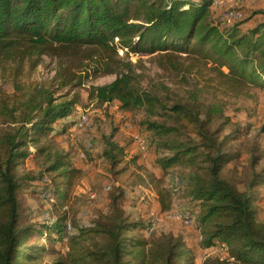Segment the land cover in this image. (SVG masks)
Returning a JSON list of instances; mask_svg holds the SVG:
<instances>
[{"label": "trees", "instance_id": "1", "mask_svg": "<svg viewBox=\"0 0 264 264\" xmlns=\"http://www.w3.org/2000/svg\"><path fill=\"white\" fill-rule=\"evenodd\" d=\"M213 3L0 0V81L12 87L0 82V264H264L258 196L264 187V166L259 167L264 153L258 144L249 150L242 172L230 168L241 152L231 149V133L225 129L232 122L220 104L204 105L195 96L167 106L141 88L132 61L117 58L121 50L160 55L180 71H201L199 61L210 62L219 68L226 88L241 90L249 83L264 89V21L251 26L249 19L225 23L214 17ZM44 56L57 58L55 77L31 80ZM192 56L196 60L187 64ZM117 61L124 62L117 78L91 86L90 98L106 108L118 102L123 110L144 108L151 116L163 112L164 121L142 122L156 138L155 165L163 171L162 177L149 173L160 211H171L174 205L164 175L179 165L192 169L186 208L196 214L199 247L221 246L223 256H208L200 263L185 236L170 231L147 235L150 220L128 214L121 184L97 219L83 224L68 220L66 209L86 172L71 151L55 142L56 125L75 115L80 101L76 88L92 73H112ZM250 130L239 128L236 137ZM260 130L264 133V124ZM102 146L115 180L123 183V177L137 174L140 154L129 158L128 145L116 141L115 134L106 136ZM28 159L35 161L37 172L20 171ZM234 173L240 174L243 187L233 181ZM28 188L64 212L45 221H25L20 194Z\"/></svg>", "mask_w": 264, "mask_h": 264}, {"label": "rangeland", "instance_id": "2", "mask_svg": "<svg viewBox=\"0 0 264 264\" xmlns=\"http://www.w3.org/2000/svg\"><path fill=\"white\" fill-rule=\"evenodd\" d=\"M214 8V17H222L221 20L225 23H230L226 19L229 11L241 12L242 16L237 21L249 19L248 26L264 21V0H219L218 5ZM159 56L154 54L127 55L120 51L117 58L132 61L135 64L141 88L159 97L167 106L176 102L193 101L195 96L204 105L220 104L232 122L225 129V132L231 133V149L241 152V158L231 163L230 168H237L238 172H242L248 166L249 150L255 144H258L264 153V133L260 130L264 124V89L249 83L241 87V90L232 89L233 87L226 88L223 84L225 78L221 75L219 68L210 62L206 64L204 61H199L201 71L198 69L188 71L185 68L180 71L171 67L168 59ZM43 58L44 62L33 72L31 80L47 81L55 77L56 69L59 66L57 58L51 56ZM194 59L196 60V57L193 56L186 58L187 64ZM123 63L117 61L112 68V73L101 72L98 75L92 73V76L85 80L84 85L76 88L80 101L75 115L61 120L56 125L59 131L54 136L55 142L60 148L71 151L75 163L86 172V177L77 188V195L72 206L66 209L68 220L83 224L97 219L99 213L107 211L110 204L109 194L121 184L125 190L123 206L133 218L150 220L154 214L158 220L154 232L170 231L185 236L188 246L197 254L200 263L208 256H223L225 250L221 246L208 249L199 247L201 236L196 216L190 227L174 219L177 210L186 208L188 202L186 189L190 183L192 169L179 165L168 170L164 175V185L172 190L174 205L173 209L168 212H161L159 209L157 194L150 182L149 173L156 177H162L163 171L155 165L158 153L156 138L142 122L148 119L164 121L167 118L163 116V112L151 116L144 108L123 110L118 102H113L110 107L106 108L90 98V87L114 81L120 70L123 69ZM222 70L228 72L226 67H223ZM0 82L3 85L2 79ZM3 87L12 90L10 84L3 85ZM86 114L94 124L92 130L78 125L80 117ZM71 120H75L74 125L65 127V124ZM116 127L117 130H115ZM246 127H250L251 130L237 138L235 130L239 128L243 130ZM112 134H115L116 141L128 145L129 158L134 154L141 155L136 163L137 167H135L137 174L123 177V183L115 180L109 173L108 163L101 155L104 138ZM136 136L146 140L148 149L146 154L141 151ZM148 136L151 139L150 146ZM89 143L93 144L92 151L87 150ZM138 166L148 170V173L139 170ZM263 166L264 159L259 164V167ZM20 171L37 172L38 167L34 160L28 159L21 165ZM239 175H235L234 178L232 175V179L240 187H243ZM139 176H142L144 180L142 181ZM32 190V188H28L20 194L25 221H45L48 218H56L64 212L60 205L39 197ZM258 193L261 198L259 202L260 215L264 218V187L259 188ZM74 232L76 230L68 235L70 236ZM41 242L43 241L41 240ZM62 249L64 250V248Z\"/></svg>", "mask_w": 264, "mask_h": 264}, {"label": "built area", "instance_id": "3", "mask_svg": "<svg viewBox=\"0 0 264 264\" xmlns=\"http://www.w3.org/2000/svg\"><path fill=\"white\" fill-rule=\"evenodd\" d=\"M218 3H219V0H214L213 7H216L218 5ZM241 16H242L241 12L229 11L227 13L226 19L228 20V22H232V21L239 19ZM123 52H124V50H121V53H123ZM78 125L79 126H85L89 130H92L94 127L93 122L91 121L90 117L87 114L82 115L80 117ZM129 126L132 127L131 125H129ZM136 140H137L138 144L140 145L141 151L144 154H146V152L148 151L147 145H146V140L140 138L139 136H136ZM87 150L88 151L93 150V144L92 143H89L87 145ZM195 216H196V214L193 211H191L188 208H185V209L177 210L176 213L174 214V219L180 221L185 226L190 227V226H192V224L194 222ZM157 224H158V220L154 216V214H152V216L150 218V228L147 231V235H150L154 232ZM68 229L71 230L70 223H68Z\"/></svg>", "mask_w": 264, "mask_h": 264}, {"label": "crops", "instance_id": "4", "mask_svg": "<svg viewBox=\"0 0 264 264\" xmlns=\"http://www.w3.org/2000/svg\"><path fill=\"white\" fill-rule=\"evenodd\" d=\"M160 209V208H159Z\"/></svg>", "mask_w": 264, "mask_h": 264}]
</instances>
